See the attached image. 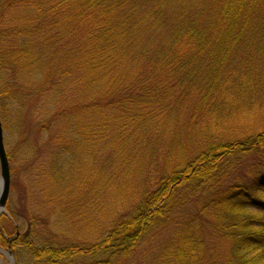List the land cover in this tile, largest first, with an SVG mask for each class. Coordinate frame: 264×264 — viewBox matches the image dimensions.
<instances>
[{"label":"trees","instance_id":"trees-1","mask_svg":"<svg viewBox=\"0 0 264 264\" xmlns=\"http://www.w3.org/2000/svg\"><path fill=\"white\" fill-rule=\"evenodd\" d=\"M0 118L14 264H264V0H0Z\"/></svg>","mask_w":264,"mask_h":264},{"label":"rangeland","instance_id":"rangeland-1","mask_svg":"<svg viewBox=\"0 0 264 264\" xmlns=\"http://www.w3.org/2000/svg\"><path fill=\"white\" fill-rule=\"evenodd\" d=\"M0 122L2 124L1 118H0ZM2 130H3V127H2ZM44 137H48V136H44ZM3 140H4L5 148L10 151V149H12V147H11V144L6 145V141L4 139V133H3ZM7 146H9V148H7ZM38 147H40V144ZM41 147H44L43 144H41ZM31 150H32V148H31ZM39 155L44 158L43 160H46V161H48L51 158V155H49V151H44L43 149H39L38 152L36 153V158H34V166L32 164L30 165V166H33V169L40 162L39 159H41V158H39ZM160 155H162V154H158V156H160ZM21 156H22V159H24L25 161L20 162L19 158L17 159V156L14 157V155H13L12 162L10 165L13 166V168L15 170V175L11 176V181H12L11 182V190H10V195H9V198H8V201L6 204V212L1 213L0 218L3 219V223H4V225H6V223H8V222H12L11 221V217H12L13 223L16 225V228L19 227L18 231L23 233L28 229L27 222L30 220V216L28 214L21 213L22 209H23V211L26 210L25 208H27L28 202L26 200L27 198L24 199V197H23L26 195H20L17 191L19 190V188L22 185L24 186L27 183H32L33 176H35V174L37 172H35V169H34V170H31V172L27 173L24 168L30 164V161H26L25 155H21ZM74 156L76 157L75 163L79 164V159H80L81 153L79 151H75ZM162 160H163V158H161L155 162L158 171L160 170V168L163 165V164H160V163H162ZM246 161H249V158H245L243 160V162H246ZM153 164L154 163H152L150 165V167ZM20 166H21V168H20ZM157 169L154 168V166L152 167V172H150L149 169H145L146 174H144V176L138 177L137 180H140V178L142 181H146V179L154 180L153 174L156 175L155 171ZM31 173H32V175H30ZM129 175L130 176H137V175H139V172H138V170L134 169V170L130 171ZM157 175H159V174H157ZM123 178H126V171L124 172ZM19 184H20V186H18ZM251 186H252V183H251ZM263 190L264 189L257 188L254 190V192H255L256 196H258L259 198L264 200V191ZM21 198L24 200V202L22 201V203L20 201ZM21 204H22V207H21ZM28 205L30 206V203H28ZM9 228H10V231L12 234L18 232L16 228L12 229L10 226H9ZM13 257H14V254L12 253V251L9 248L4 247V246H0V264H12V263H14V261L11 260V258H13Z\"/></svg>","mask_w":264,"mask_h":264},{"label":"water","instance_id":"water-1","mask_svg":"<svg viewBox=\"0 0 264 264\" xmlns=\"http://www.w3.org/2000/svg\"><path fill=\"white\" fill-rule=\"evenodd\" d=\"M11 188L10 164L3 140L2 124L0 122V214L6 212V204ZM14 261L13 258H11Z\"/></svg>","mask_w":264,"mask_h":264}]
</instances>
